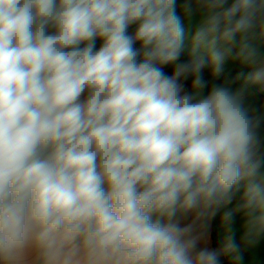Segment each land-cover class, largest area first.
<instances>
[{"label":"clouds","instance_id":"clouds-1","mask_svg":"<svg viewBox=\"0 0 264 264\" xmlns=\"http://www.w3.org/2000/svg\"><path fill=\"white\" fill-rule=\"evenodd\" d=\"M261 44L264 0H0V264H242Z\"/></svg>","mask_w":264,"mask_h":264},{"label":"crops","instance_id":"crops-1","mask_svg":"<svg viewBox=\"0 0 264 264\" xmlns=\"http://www.w3.org/2000/svg\"><path fill=\"white\" fill-rule=\"evenodd\" d=\"M180 0H178V4H179ZM260 50L262 53H264V44H261L260 46ZM251 69L248 67H244V66H240L236 63H227L225 66V75L223 77H221L220 80H218L217 82H213L210 81L209 87H211L212 83H220L222 82V80L224 78H231L232 76H235L237 72L239 71H250ZM205 78L208 79V72L207 70H205ZM236 85H233V87H235ZM187 87V85H186ZM208 89H205V94H207ZM253 96L250 100V103H252L254 106L259 107L260 105L264 104V86H257V87H253L251 89ZM219 221V215L217 218V235L221 230V225L218 223ZM235 225L238 226L241 223V218L240 216H236L235 220H234ZM210 236L213 237V221L211 223V229H210ZM240 236V232L239 230H237V238L239 239ZM213 247H215V243L214 240H212V245ZM242 264H264V239H261L259 241V243H257L256 246L254 247H250V248H246L243 250V261Z\"/></svg>","mask_w":264,"mask_h":264},{"label":"trees","instance_id":"trees-1","mask_svg":"<svg viewBox=\"0 0 264 264\" xmlns=\"http://www.w3.org/2000/svg\"><path fill=\"white\" fill-rule=\"evenodd\" d=\"M130 31H131V29H130ZM99 43H100V41H97V47H99ZM182 59H186V57H182ZM166 71H168L169 74H171V69H166ZM217 81H213V82H217ZM188 83H190V81L186 82V85ZM217 218H218V216L213 220V240H214L215 245H216L215 237L217 236Z\"/></svg>","mask_w":264,"mask_h":264}]
</instances>
